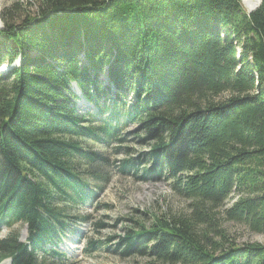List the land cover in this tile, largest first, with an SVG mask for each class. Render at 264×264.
Returning a JSON list of instances; mask_svg holds the SVG:
<instances>
[{
  "label": "trees",
  "instance_id": "obj_1",
  "mask_svg": "<svg viewBox=\"0 0 264 264\" xmlns=\"http://www.w3.org/2000/svg\"><path fill=\"white\" fill-rule=\"evenodd\" d=\"M242 1L39 0L35 17L17 20L3 11L0 234L24 225L26 239L0 235V262L74 264L61 245L89 218L73 210L103 180L104 158L85 144L136 125L145 172L171 179L190 209L132 222L114 252L144 264H264V245L229 242L211 218L223 209V221L264 235V0L249 14ZM73 86L96 113L78 108Z\"/></svg>",
  "mask_w": 264,
  "mask_h": 264
},
{
  "label": "rangeland",
  "instance_id": "obj_2",
  "mask_svg": "<svg viewBox=\"0 0 264 264\" xmlns=\"http://www.w3.org/2000/svg\"><path fill=\"white\" fill-rule=\"evenodd\" d=\"M39 0H0V28H3L1 14L4 10H10L15 20L25 16L30 18L37 15ZM241 9L247 13L241 4ZM248 14V13H247ZM18 62V61H17ZM0 68L1 74H5ZM74 92L75 90L72 89ZM226 97L222 95L220 98ZM78 106L83 112H94V106ZM98 119V115H94ZM139 128L130 125L116 136L109 144L97 145L86 143L85 145L101 155L104 160H99L95 165L97 175H102V181H92L98 188L96 196L84 207L73 210L78 216L89 218L87 223L72 225L73 231L64 238L61 250L71 263L74 264H144L147 259L121 258L114 252L116 244L123 237L125 229L132 227V222L138 221L150 225L155 219L172 216H182L189 213V202L180 197L172 188L171 179L161 177L157 173H146L151 167L145 154L148 148L139 143ZM117 139H121L120 141ZM144 155V156H143ZM135 167L128 173L119 169L123 160L136 159ZM100 188V189H99ZM233 201L226 202L224 208H228ZM223 210V209H222ZM222 210H217L213 218L218 228L224 232L226 239L235 245L243 243H258L264 245V235L251 233L244 225L225 222L222 220ZM11 232L17 233L20 240L26 237L24 225H15L11 230L3 229L1 237H6ZM95 243L97 249L87 253L90 243ZM0 264H9L3 261Z\"/></svg>",
  "mask_w": 264,
  "mask_h": 264
},
{
  "label": "bare ground",
  "instance_id": "obj_3",
  "mask_svg": "<svg viewBox=\"0 0 264 264\" xmlns=\"http://www.w3.org/2000/svg\"><path fill=\"white\" fill-rule=\"evenodd\" d=\"M261 3V0H243L241 2V4L243 5V7L246 9L247 13H251L252 11H254L258 6L259 4ZM1 30V28H0ZM19 64V62L17 63V65ZM8 69V68H5V70ZM1 73V72H0ZM72 89H74V93H79L80 94V91L77 89L76 86H73ZM80 104V107L81 106H85L84 108H86V104L81 102L79 103Z\"/></svg>",
  "mask_w": 264,
  "mask_h": 264
},
{
  "label": "water",
  "instance_id": "obj_4",
  "mask_svg": "<svg viewBox=\"0 0 264 264\" xmlns=\"http://www.w3.org/2000/svg\"><path fill=\"white\" fill-rule=\"evenodd\" d=\"M261 1H262V0H261ZM259 5H260V4H259ZM258 7H259V6H258ZM258 7H257V8H258ZM257 8H256V9H257ZM256 9H255V10H256ZM248 14H249V13H248ZM19 62H20V60H19ZM76 95H77V96L80 98V101H79V102H83V103H85V104H86V102H85L84 100H82V99H81V97H80V94H79V93H76ZM79 105H80V104H79Z\"/></svg>",
  "mask_w": 264,
  "mask_h": 264
}]
</instances>
